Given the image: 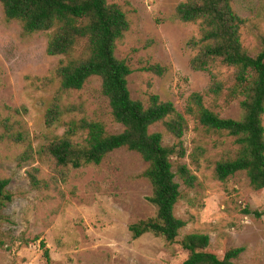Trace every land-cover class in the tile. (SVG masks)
<instances>
[{
  "label": "rangeland",
  "instance_id": "rangeland-1",
  "mask_svg": "<svg viewBox=\"0 0 264 264\" xmlns=\"http://www.w3.org/2000/svg\"><path fill=\"white\" fill-rule=\"evenodd\" d=\"M107 1L125 9L129 19L115 52L132 69V97L147 103L155 94L171 101L188 122L181 140L161 123L150 129L163 134L165 145H176L172 161L195 176L193 184L176 177L181 197L175 214L186 225L173 243L152 232L133 237L132 224L157 214L149 199L148 163L137 152L120 148L102 163L80 168L59 167L44 154L47 144L83 119L101 123L107 134L121 133L124 126L114 119L99 77L81 90H62L54 72L63 56L47 53L53 31L26 32L20 21L6 17L0 2V178L10 180L13 196L1 211L0 264H182L188 251L181 241L190 233L208 234L207 250L220 258L243 246L236 263L264 264V188L254 189L244 172L217 179L216 163L233 138L208 130L187 113L190 95L216 81L221 93L207 96L206 105L221 117L239 119L243 96L236 69L220 63L207 71L192 68L200 30L178 17L182 0ZM233 5L245 20L244 48L256 56L264 48V3L233 0ZM151 65H159L162 74L148 69ZM55 99L63 111L47 126ZM77 134L72 137L80 141L83 134Z\"/></svg>",
  "mask_w": 264,
  "mask_h": 264
},
{
  "label": "trees",
  "instance_id": "trees-1",
  "mask_svg": "<svg viewBox=\"0 0 264 264\" xmlns=\"http://www.w3.org/2000/svg\"><path fill=\"white\" fill-rule=\"evenodd\" d=\"M0 2L6 17L20 21L26 32L53 31L47 53L63 56L54 72L61 89L81 90L90 78L99 77L114 119L124 126L121 133L107 134L101 123L83 119L69 132L47 144L43 148L44 154L59 167L80 168L100 164L107 155L120 148L137 152L148 163L145 175L153 185V195L149 199L156 206L157 214L155 218L132 224L133 237L152 232L168 242H176L186 225V221L175 214L181 197L176 177L179 174L193 184L195 176L186 165L176 166L172 161L178 151L176 145H165L163 134L150 129L161 123L181 140L188 122L171 101H162L155 94L147 103L132 97L128 80L132 69L115 52L117 42L130 26L125 9L107 0ZM176 12L182 21L196 24L200 30V37L194 40L198 51L191 58L192 68L207 71L217 63L234 67L241 87L242 116L239 119L221 117L206 105L207 96L221 93L220 82L215 81L204 93L194 92L188 98L189 115L208 130L233 138L229 152L216 163L215 175L226 181L230 176L244 172L254 189H263L264 48L256 56L244 48L241 28L245 20L237 14L233 0H182ZM148 69L158 74L163 72L159 65H151ZM55 101L46 113L47 126H52L63 111L58 99ZM77 131L79 136L83 134L80 141L72 137ZM9 182V179L0 178V218L3 207L13 198L8 189ZM181 244L188 251L182 264H238L235 259L245 250L243 246L233 247L220 258L207 250L210 237L205 233L187 234ZM41 247L50 262V251L44 240H41Z\"/></svg>",
  "mask_w": 264,
  "mask_h": 264
}]
</instances>
